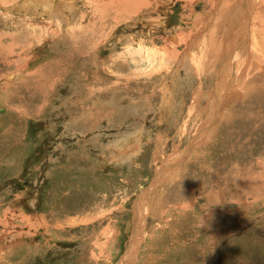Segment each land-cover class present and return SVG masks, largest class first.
<instances>
[{
    "label": "rangeland",
    "instance_id": "1",
    "mask_svg": "<svg viewBox=\"0 0 264 264\" xmlns=\"http://www.w3.org/2000/svg\"><path fill=\"white\" fill-rule=\"evenodd\" d=\"M59 1L60 16L40 0L0 2V264H264V95L258 107L243 91L210 118L216 78L181 57L230 6ZM177 3L185 25L168 28Z\"/></svg>",
    "mask_w": 264,
    "mask_h": 264
},
{
    "label": "bare ground",
    "instance_id": "2",
    "mask_svg": "<svg viewBox=\"0 0 264 264\" xmlns=\"http://www.w3.org/2000/svg\"><path fill=\"white\" fill-rule=\"evenodd\" d=\"M30 1H32V0H30ZM110 1L113 2V1H116V0H110ZM117 1H122V0H117ZM123 1H129V0H123ZM242 1L243 2H247V4H248L246 10H243V8H242L243 11L237 7L238 2L240 3ZM258 1L259 0H237L235 2L232 1L234 3H231V0H223V2L220 1L222 4H224V7L225 6L226 7L230 6V7L228 9V12L225 15L216 18L215 23L213 25L214 27H213L212 31L208 35H205L201 39V41L199 43L200 47H201L200 48L201 50H199V49H198V51L196 50L198 52L196 55L195 54L191 55L190 53H188L187 50H185L182 55L180 54L181 57L183 56L182 57L183 60L186 59V63H182L185 67H187V66L192 67L193 70H194L193 72H195L196 74L199 73V75H200V74H202V72H204L205 76L206 75L209 76L210 74H212L216 78L214 91L211 94V96H208V95L204 96L203 92H201L202 89L201 90H197L198 92L195 95L193 103H192L193 107H194V109L191 110L192 113L196 109V105L199 103L200 98L202 96H204L203 98L207 99L208 104L211 105L212 109L214 110V112L212 110V112L209 113L210 118L215 116V113L218 110H219L220 115H221L223 113L222 112L223 111L222 108L225 107V104L226 103L227 104L235 103V102H237V100H240V96L241 95H239V94H242L243 91H246L244 93L246 96H249L251 99L254 100V103H255L254 105H256V106L259 105V101L258 100H260L261 97H262V96H260V93L264 95V93L262 92L263 87H262V84H261L262 82H264V15L261 13L263 11V6L261 5L262 2H260L259 6H258L259 9L257 8L256 17L255 18L252 17L254 19H253V23L251 24L252 25L251 30H250V27L248 25L249 16L252 13V11L255 9V6L258 3ZM0 2L4 3L3 0H0ZM40 2L42 3L40 5L43 8V10L45 11V13H48L51 16L52 15L55 16V14L60 16L59 13L61 14V12H63V9L65 10L67 8V6L69 5L68 3L65 2L66 3L65 4L64 2L59 1V0H58L57 3H55V0H40ZM136 2H138V1H136ZM177 4H179L178 15H179V19H180V13L179 12L181 11V8H182L181 5L182 4L181 3H177ZM175 6L172 7L173 13H174V10H175V8H174ZM102 7H105V5L102 6ZM239 7L241 8L242 5L239 6ZM68 8H70V7H68ZM107 8L108 7H106V9ZM114 11L116 13V10H114ZM138 11H139V9H138ZM107 12H109V11H107ZM220 12H223V9ZM127 15H129V14L127 13ZM170 18L171 17H170V14H169L167 22H169ZM220 18H222V19H221L220 23L218 24V21H219ZM167 22L165 21V23H166L165 25L168 28H171V27H174V26H178V25H171L170 23H167ZM210 22L211 21H206L205 24H204L205 27L210 26L211 25ZM179 25L184 26L185 23L180 21ZM100 30H101V28H100ZM249 33H251V34L249 35ZM174 34H177V32L176 33H171V35L173 37V40H176V38L174 37ZM201 35L202 34H200V36ZM197 38H198V35H196V34H193V33H182V38H180L181 40H179V42L183 41L184 43H187V41L192 39L189 42V44L191 45V43L193 41H195V40H196V42H198L199 38L198 39ZM193 44H194V42L192 43L191 47L193 46ZM195 46L196 45H194V47ZM203 46H204V48H203ZM210 48H211V50L213 52L212 54L215 56V58L209 59V58H206L205 56L202 55V49L204 51V49L207 50V49H210ZM234 48H236V49H234ZM174 54H175V52H174ZM222 54L223 55H227L228 60H227L226 64L223 66V68L218 69V67L220 66L219 65L217 67V65L220 64V63H218L219 60H220L219 57H222L223 56ZM186 57H188V58H186ZM203 58H205V59H203ZM235 63H236V66H237V71H235V72H237V75H238V73H240V75H239L240 77L238 78V80L240 81V84L238 83V81H236L235 84L233 83V81H235L234 79L237 78L236 77L237 75L234 76V78H233V72L235 70L234 69ZM252 73L256 74V78L248 83L246 81V77H249L248 75H250V77H251ZM215 74H216V76H215ZM42 77H43V79L45 78L43 75H42ZM34 78L36 79V77H34ZM258 78H261V79H258ZM46 79L47 78H45V80ZM39 82H40V80H39ZM42 84H43V82H42ZM30 86H32V85H30ZM49 86H51V85H49ZM35 87H36V85H35ZM37 87H38V85H37ZM44 87L45 86L42 85L39 88L40 91L44 90ZM258 87H259V90L257 89ZM39 89H37V90L39 91ZM252 92H253V94L251 95ZM40 93H42V92H40ZM244 104H242L243 105L242 107H248L249 106V105H246L247 103L245 105ZM199 106H201V105L199 104ZM250 106H249V108H250ZM199 112H201V111H199ZM259 114H260V112L258 113V115ZM227 119H229V117H227ZM225 120H226V118L224 117V119L222 120V123L220 124V128H217V133L216 134H219L220 129L224 126L223 124H225ZM229 121H231V119ZM212 122H213V120H212ZM212 122H210V124L208 126L202 128L196 134V140L197 141L199 139H202L204 137H207V135H209L208 134V130L212 127V125H213ZM204 123H206L205 120H204ZM250 138H251V136H250ZM208 140H210V139H208ZM167 163H171V161H169ZM178 163H181V162L178 161ZM259 164H260V162H259ZM174 166H175V164L171 167L172 169L170 171H168L169 175L172 174ZM166 174L164 176L165 180H166V178H169V176H166ZM159 176H157V179L155 180V182H157L160 179H162V177L160 178ZM262 181H263V179H262ZM147 191H148V189H147ZM263 191H264V189H263ZM145 192H143L142 195L140 196L141 197L140 201L135 203L136 218H139L140 222H142L143 224H144V222H146V217L145 216H146L148 208H149L147 201L150 199V198L148 199V196L150 195V190L147 193H145ZM139 233L143 234L144 231L142 230ZM134 247L132 248V251L135 254V250H137V248H138L137 244Z\"/></svg>",
    "mask_w": 264,
    "mask_h": 264
},
{
    "label": "water",
    "instance_id": "3",
    "mask_svg": "<svg viewBox=\"0 0 264 264\" xmlns=\"http://www.w3.org/2000/svg\"><path fill=\"white\" fill-rule=\"evenodd\" d=\"M174 13L170 14V20L167 23H170L171 25H175V24H180V19H179V15H178V10H179V4H177L175 7ZM114 159V157H112ZM115 160H118L115 157ZM112 164L117 163V162H111Z\"/></svg>",
    "mask_w": 264,
    "mask_h": 264
},
{
    "label": "crops",
    "instance_id": "4",
    "mask_svg": "<svg viewBox=\"0 0 264 264\" xmlns=\"http://www.w3.org/2000/svg\"><path fill=\"white\" fill-rule=\"evenodd\" d=\"M181 14V13H180ZM181 18V17H180Z\"/></svg>",
    "mask_w": 264,
    "mask_h": 264
}]
</instances>
